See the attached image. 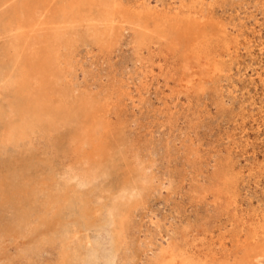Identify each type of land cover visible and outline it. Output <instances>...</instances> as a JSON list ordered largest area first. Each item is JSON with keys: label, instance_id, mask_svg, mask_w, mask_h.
Instances as JSON below:
<instances>
[{"label": "rangeland", "instance_id": "1", "mask_svg": "<svg viewBox=\"0 0 264 264\" xmlns=\"http://www.w3.org/2000/svg\"><path fill=\"white\" fill-rule=\"evenodd\" d=\"M73 1L0 0V191L5 190L0 193V264H59L61 242L75 232L88 236L92 253L81 264H154L164 249L175 246L182 254L176 264H238L262 242H247L245 236L264 224V0H203L227 27L233 52L224 57L222 74L188 93L176 81L187 63L180 50L164 44V50L139 51L128 25L100 46L91 40V29L104 30L101 7ZM141 1L152 9L171 5L175 10L180 3ZM19 24L27 27L25 33ZM72 28L70 47L58 49L61 80L47 68L35 69L32 81L46 85L47 104L66 106L75 116L56 129L32 118L26 135L15 140L18 133L11 130L20 131L21 115L37 103L28 102L25 93L21 100L20 89L27 87L26 51L10 50L9 44L26 48L33 31L54 43V29L68 34ZM18 55L26 67L16 62ZM88 132L104 146L97 157L101 163L75 159L74 150ZM79 197L95 205L93 217L101 214L97 227L86 230L74 214L67 221L59 216ZM123 218L129 220L124 238L112 253ZM260 263L264 257L254 264Z\"/></svg>", "mask_w": 264, "mask_h": 264}, {"label": "bare ground", "instance_id": "2", "mask_svg": "<svg viewBox=\"0 0 264 264\" xmlns=\"http://www.w3.org/2000/svg\"><path fill=\"white\" fill-rule=\"evenodd\" d=\"M88 1H90V3H97V6L101 7V8H99L100 9V11H99L100 15H98V16H101L100 20L102 19L104 21V24H103V27H104L103 29L104 30H98L97 28H95V27H97L96 25L95 26L93 25V28L91 29V31H92V39L91 40H93L98 45H100V46L107 45L108 44V40L107 39L109 37H112V33L115 32L116 29H122L123 30V28L125 27V25H128L129 28L133 32H135V34L137 36V39H138L137 40V44H138L137 47L139 48L138 49L139 51L147 50L148 52H151L152 53V51H154V48H156V47H159L160 50H164V49H162V47L164 46V44H166L168 47H171L172 49H174V51L180 50L181 53H182V55H183L184 60L187 61V63L184 65V70L181 73L179 72L180 75H178V78L176 79L177 84L179 83L180 86L183 88V90H184L183 92H187L188 93L190 91H194L197 86H200V84H202L205 81H207L208 80V77H209V81H211L213 79V77H215V75L221 73V71L223 70V68H225L226 60H225L224 57L231 55V52H233L232 46H231L232 43L231 42L229 43V40H228V35L230 33L229 34L227 33V31H226V28L227 27L225 28V26L221 23L222 21L219 19L221 21V22H219V20L214 16L215 12H212L213 9H209V10L207 9V5L209 4V2L207 4L203 0L202 1L201 0L200 1H198V0L197 1L196 0H191L190 2L188 0H180V3H178L179 4V6H178L179 8H177L176 5H175V8L176 9L174 10V7H172L171 5H168L167 7L165 6V7L161 8V9H159L158 7L152 9L151 7H149L150 5L148 6V4H146V2H142L141 0L137 1L135 4H132V3H129V4L127 3L126 4L122 0H88ZM75 4H76V2H75ZM77 6H78V4H77ZM77 6H76V8H77ZM87 6H89V5H87ZM93 6H94V4H93ZM213 6H214V4H213ZM225 6L226 5H224V7ZM90 7H92V5ZM221 8H222V6H221ZM99 9H97V10H99ZM214 9L216 11V8L215 7H214ZM65 11H63V13ZM217 11H218V9H217ZM16 13H14V14H16ZM66 13H68V12H66ZM72 15H73V13L71 14V16ZM93 15H94V13H93ZM218 16H220V15H218ZM14 17H15V15H14ZM16 17H17V15H16ZM19 18H20V14H19ZM77 20L78 21H82L83 18H80L78 16ZM77 20H76V22H77ZM102 20H101V22H102ZM74 21H75V18H74ZM87 21H89V18H87ZM23 22H24V20L21 21V23H23ZM90 26L92 27V25H90ZM90 26H89V28H90ZM18 28L24 32V29L27 28V27H25L24 24H19ZM20 30H19V34L21 32ZM23 32L21 34H23ZM73 34H74L73 28L71 29L70 33H68V34H65V33H60L59 34V33L55 32V29H54V31H52V36L55 38V42L53 43V41L48 40V43H46L47 40L43 37V35H41L40 33H37V31H33V33L31 35H28L29 40L26 43V48H22L21 49L20 48V45L21 44L19 45V44L12 43V42L9 44L10 50L26 51L25 52V54H26V58L25 59H26V63H28L27 64V68L28 69H27V74H26V76H27V83H26L27 84V87H26V89L23 88V90L20 89V97H21V100H23V99L25 100V97L23 96L24 93H25V94H29V100H27L28 102H35V103H37V105H35V107L37 109L35 107H29L26 110V112L21 115V119H20L21 121H20V124H19V127H18L20 131H16V130L14 131L13 129L11 130V132H10L11 135L14 134L13 132H17L18 133L16 135L15 134L13 135V136L16 137L15 140H20V138L22 136L26 135L25 134L24 127L27 126V125H32L30 123V119H32V118H36V120L38 119V121H39V119L45 120L47 122V124H48V125L46 124L47 125L46 127L49 126V128L51 127V128H54V129H56V127H58L62 123L68 122V120H72L73 119L71 115H74V114L72 113V111H70L68 109V107L67 108H65L66 106L65 107H62V108L57 107V109H56L55 107L50 106L49 104H47V102L45 100V97L49 96L48 95L49 93L47 94L46 85L43 84V83H41L39 85V81H35V82L32 81V80H35L36 79L35 75H33L34 74L33 71L35 69L45 70V69L48 68V70H49V68H50L51 70H53V73L54 74L57 73L55 76H53V75H50V76L51 77H54L55 80H58V78H60L61 68L58 66V63H59V60H60V55H59L58 49L59 48L61 49V47H63L65 44H67L69 46V43H71V41L73 40V38L71 37V36H73ZM17 38L18 37H16V39ZM18 39H20V37ZM74 39H76V38H74ZM25 40H26V38H25ZM239 43H241V42H239ZM36 50H38V51H36ZM135 52H137V49L135 50ZM248 52H249V50H248ZM170 53H171V51H170ZM134 55L135 56H139V55H136V53H134ZM148 55H150V54H148ZM9 57H11V56H9ZM142 57H140V58H142ZM153 57H154V55H153ZM153 57L151 58L152 60H153ZM169 57H171V56H169ZM156 58H157V56H156ZM12 59L14 60V58H12ZM21 60H22L21 59V56L18 55V57H16V62L19 63L20 65H22V67H26V66H24V64H21V63H23V61H21ZM237 60H239V59H237ZM174 61H172V62H174ZM179 61H180V59H179ZM136 62H137V60H136ZM144 62H146V61H144ZM231 62H232V60H231ZM147 63H149V61ZM139 64H141V63H139ZM153 66L155 67L156 65H153ZM171 66H172V64H171ZM231 66H232V64H231ZM176 67H174V68H176ZM23 70H25V69H23ZM171 72L172 71H170V73ZM22 74H23V72H22ZM60 80H61V78H60ZM42 89H44L45 91H43ZM199 90H201V89H199ZM196 92H198V91L196 90ZM45 95H47V96H45ZM77 108H79V107H77ZM72 110H73V108H72ZM74 112L76 114L77 111H74ZM81 112H83V111H81ZM2 113H4V111L0 108V116L2 115ZM83 113H85V112H83ZM96 114H97V112H96ZM80 118H82V116ZM48 121L50 122V124L48 123ZM36 125H37V123L34 124L33 130L35 128H38ZM38 125H40V128L45 127V126H43L39 122H38ZM91 128H92V130L94 129V127H91ZM104 128L109 129V126L108 125H105ZM10 134H8V136H4V137L2 135L1 136V139L2 140H4V139L6 140L7 137H11ZM13 139H12L11 142H13V141L15 142V140H13ZM103 147L104 146L102 145V142L96 138L95 134L88 132V139L87 140L84 139L83 145L79 146V148H77V149L74 150V152H75L74 155H76L75 159H77L78 161H80V160L83 161L84 160L85 163H88L90 165H91V163H96L98 161L100 162V160H98L99 158H97V157H98V154H99L98 152H100L101 150H103ZM106 155H107V153H106ZM142 174H143V172H142ZM139 176H141V175H139ZM145 176H146V174H145ZM148 177H149V175H148ZM84 179H85V177H84ZM88 179H90V178H88ZM6 183H8V182H6ZM11 184L14 185V183H11ZM1 192L2 191H0V193ZM60 194H62V191H61ZM86 195H88V194H86ZM235 195H237V194H235ZM143 196L145 197V195H143ZM220 196H221V194H220ZM222 196L224 197L223 194H222ZM2 199L3 198H1V200ZM54 199L56 201L59 198L56 199V197H55ZM88 199H90V198H88ZM91 199H93V198H91ZM5 201H6V197H5ZM5 201L3 203H5ZM66 201H67V199H66ZM62 204H64V203H62ZM88 204L89 203L86 202L85 199H82V197H79V200H75V201H72V202H68L65 205L64 209L62 208L64 212L61 213L62 215H60V213H59V216H62L64 219H66L65 218L66 216L68 217L70 215V217H71V214H74V215H77L79 218H81L83 220L86 230H89L91 227H97L98 224L101 223V221H100L101 219L98 218V217H100L101 214L93 217L92 216V213L94 211L93 207L95 205L92 207V206H89ZM54 205L57 206L56 205V202L54 203ZM59 207H60V205L58 206V209H59ZM113 210L115 211V209H113ZM258 212H260V211H258ZM255 213H257V212H255ZM111 217H112V215H111ZM110 218H107L106 220L109 221ZM127 218H129V217H127ZM262 218H263V216H262ZM68 219L69 218H67L66 221ZM77 221H81V220H78L77 219ZM128 222H129V220L128 219H124V218L120 222V228L118 229L119 230L118 231V233H119V239L113 241L112 253H116L117 243L123 241V238H124V236H123V234H124V228L127 227ZM67 223H69V222H67ZM260 224L261 223H259V225ZM251 227H252V225H251ZM61 228H63V227H61ZM254 228H256V227H254ZM56 229H57V226H54V228L52 229L53 231H51V233L54 234L56 232ZM256 229H258V228H256ZM244 232H245V230H244ZM75 233L73 234V236H71V235L64 236V239H66V240L63 241V242H61L62 245H61L60 250H59V264H81L83 262L85 263V261H89L88 260L89 259L88 256L91 255L92 253H90V248H89L90 243L87 240L88 239V236L86 235V236H84L85 238H83V237L82 238L81 237L79 238ZM245 233H243V234H245ZM76 236L79 239L77 240V242H74L75 241L74 238ZM81 236H83V235H81ZM112 237H114V236H112ZM245 237L247 238L246 239L247 242L250 241L252 243V241H255V244H256V241L257 240L258 241H262V242L259 244V247L257 249L248 252L247 255H245V258L243 257L237 263L238 264H254L257 259L259 260V258L264 257V224L261 226L260 231H257L256 234L254 233V234H252V236H248V237L245 236ZM190 238L192 239V237H190ZM209 239H211V238H209ZM233 239H235V237ZM224 240H225V238H224ZM205 241H208V240H205ZM183 242H184V240H183ZM204 243H206V242H204ZM245 243H246V241H245ZM191 246H192V243H191ZM235 246H236V244H235ZM242 246H243V244H242ZM177 247H179V246H177ZM177 247L175 246L173 248H168L167 250L164 249L163 252H162V254H161L162 256H161L160 260H157L158 263L154 261L155 262L154 264H176L175 262L177 261V259L178 258L179 259L182 258V254L180 252H177V250H178ZM210 247H212V246H210ZM210 247H209V249H210ZM223 247H225V246H223ZM237 247H240V246H237ZM194 249H195V247H194ZM206 249H208V248H206ZM222 250H224V249L222 248ZM243 250H242V252H243ZM207 251H206V253H207ZM218 251H220V250H218ZM245 251H246V249H245ZM215 254H216V252H215ZM115 257H116V255H115ZM183 259H185V258H183ZM207 259H208V257H207ZM229 262H231V261H229ZM182 264H184V263H182Z\"/></svg>", "mask_w": 264, "mask_h": 264}]
</instances>
